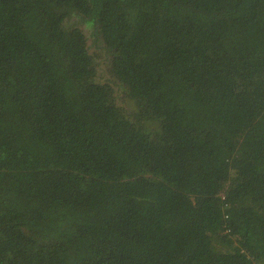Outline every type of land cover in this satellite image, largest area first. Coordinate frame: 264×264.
<instances>
[{
    "label": "trees",
    "instance_id": "trees-1",
    "mask_svg": "<svg viewBox=\"0 0 264 264\" xmlns=\"http://www.w3.org/2000/svg\"><path fill=\"white\" fill-rule=\"evenodd\" d=\"M0 264H264V0H0Z\"/></svg>",
    "mask_w": 264,
    "mask_h": 264
},
{
    "label": "rangeland",
    "instance_id": "rangeland-1",
    "mask_svg": "<svg viewBox=\"0 0 264 264\" xmlns=\"http://www.w3.org/2000/svg\"><path fill=\"white\" fill-rule=\"evenodd\" d=\"M79 19L71 18L68 21V25H75L78 24V28H80L86 38L87 46L89 53L92 55L95 66H96V78L97 81L100 83H109L113 87V93H114V99L120 105L123 109L126 111H129L131 106L128 104L124 99V90H122V86H120L119 83H117L114 79H112L108 72V57L105 54L104 48L102 43L99 41V38L97 36H94L93 28L90 24L85 22H78Z\"/></svg>",
    "mask_w": 264,
    "mask_h": 264
}]
</instances>
